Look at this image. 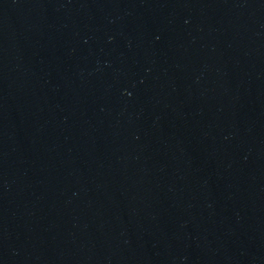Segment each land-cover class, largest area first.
<instances>
[{"label": "water", "instance_id": "water-1", "mask_svg": "<svg viewBox=\"0 0 264 264\" xmlns=\"http://www.w3.org/2000/svg\"><path fill=\"white\" fill-rule=\"evenodd\" d=\"M0 264H264V0H0Z\"/></svg>", "mask_w": 264, "mask_h": 264}]
</instances>
